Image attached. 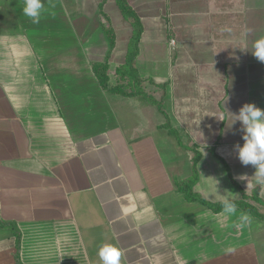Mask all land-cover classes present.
I'll return each instance as SVG.
<instances>
[{
    "label": "crops",
    "instance_id": "0c3cea01",
    "mask_svg": "<svg viewBox=\"0 0 264 264\" xmlns=\"http://www.w3.org/2000/svg\"><path fill=\"white\" fill-rule=\"evenodd\" d=\"M127 1L143 25L135 66L163 88L178 136L143 96L97 81L93 62L107 60L110 87L126 50L103 30L104 16L125 20L113 4L0 0V221L20 233L23 264H260L247 229L264 221L188 201L173 181L191 174L195 145L201 197L264 203V0L172 2L185 51L168 73L152 57L161 4ZM15 253L0 222V264Z\"/></svg>",
    "mask_w": 264,
    "mask_h": 264
},
{
    "label": "trees",
    "instance_id": "16d2710c",
    "mask_svg": "<svg viewBox=\"0 0 264 264\" xmlns=\"http://www.w3.org/2000/svg\"><path fill=\"white\" fill-rule=\"evenodd\" d=\"M123 18L129 22L130 34L126 44V50L124 53L123 62L114 69L115 83L112 86H108V68L109 64L106 61H95L92 64L93 72L97 78L98 83L103 89L109 90L112 93L120 94L126 97H133L137 95L143 96L148 102L155 105L158 110L165 115L166 121L163 126L167 129V132L178 136V132L173 128L169 122L166 111L163 108L162 98H156L145 87L147 81H151L150 78H144L140 76L136 66L135 59L140 50V38L143 31V25L140 17L135 10L129 5L127 0H115ZM103 30L107 36L109 46L112 48L115 44V32L110 25H104ZM155 85L159 86L158 83ZM187 149L191 152V174L184 179H174V186L177 191L182 192L185 199L188 201H196L211 209L214 212L222 211L223 209L236 205L237 207L247 211L252 216L264 221V203L255 194L249 199L241 198L230 201H208L201 197L195 190L199 172L198 162L201 158V153L197 150L195 145L187 146ZM262 205L263 209H260L258 205ZM1 224L10 225L16 236V264H23L20 259V233L15 230L13 223Z\"/></svg>",
    "mask_w": 264,
    "mask_h": 264
},
{
    "label": "rangeland",
    "instance_id": "374dc122",
    "mask_svg": "<svg viewBox=\"0 0 264 264\" xmlns=\"http://www.w3.org/2000/svg\"><path fill=\"white\" fill-rule=\"evenodd\" d=\"M159 3L161 4V8H160V13L163 15V25L159 27L160 30H158L157 32H153V35H151V37L153 39H155V41L153 42L155 46L154 47V53L152 55V57H156V59L158 61H160L162 63V65H160V67L163 69H165V71L168 73L170 71V68L172 66H177L178 62H183L182 60H177L176 58H179L181 56V58L183 57L182 53L185 51V47L184 46H180V40L177 37V31L175 30V28L172 26L171 21H169L168 19V14H169V5L174 2L175 0H158ZM128 2V1H127ZM111 3V4H110ZM116 10H118V19L123 18V16L121 17V13L118 9V7L116 6V2L114 0H107V2L104 5V11H108L112 6ZM52 5V4H51ZM53 6V5H52ZM51 7V6H50ZM38 12H40V10H37ZM110 15V14H109ZM109 15H107V17H109ZM107 17L104 16L103 18L105 19V21H102V23H104L105 25H113L116 31V35H118L119 39H117L116 44L118 45L119 49L122 48L123 46H126V41L125 38L127 36H129L130 34V25L129 22L126 20L123 21H107ZM120 17V18H119ZM147 24V23H146ZM170 38H176L178 40L177 45L172 47L169 45V40ZM123 59L120 56H116L115 58L111 57V76L110 78L112 79L111 82H115V75L113 74V67H114V63L115 62H122ZM177 61V62H176ZM109 73V70H108ZM172 80L174 82V84H178L177 83V77H175V74L172 75ZM176 80V81H175ZM160 85V84H159ZM144 87L150 92V93H154L155 96H157L158 98H162V91L163 88L161 87L158 88L159 86L157 85H150V83L147 84L145 83ZM182 139V138H181ZM183 140V139H182ZM241 198V196L239 197ZM240 212H245L243 210H240ZM252 219H249L248 222H251ZM260 221H253L250 225V228L247 229V238L252 240V244L254 245V247L256 248L257 254H258V258H260V264H264V257L261 255L262 253H264V233L263 230H258L259 227H263L261 226ZM264 225V224H263ZM198 251V250H195Z\"/></svg>",
    "mask_w": 264,
    "mask_h": 264
}]
</instances>
